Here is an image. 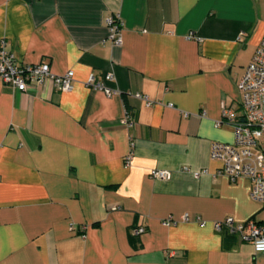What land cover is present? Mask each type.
Instances as JSON below:
<instances>
[{"label": "crops", "instance_id": "0c3cea01", "mask_svg": "<svg viewBox=\"0 0 264 264\" xmlns=\"http://www.w3.org/2000/svg\"><path fill=\"white\" fill-rule=\"evenodd\" d=\"M263 38L264 0H0V43L74 78L26 93L0 79V264H264L216 230L264 209L211 159L235 141L223 111L239 113ZM107 74L112 96L87 86Z\"/></svg>", "mask_w": 264, "mask_h": 264}, {"label": "built area", "instance_id": "2783aa9c", "mask_svg": "<svg viewBox=\"0 0 264 264\" xmlns=\"http://www.w3.org/2000/svg\"><path fill=\"white\" fill-rule=\"evenodd\" d=\"M112 32L113 43L117 46L122 43V23L120 18L108 20ZM0 79L3 84L13 91L26 93L32 88L41 87L49 81L60 92H70L74 88L73 73L69 72L62 77L55 76L46 63L24 64L19 62L14 54L0 43ZM114 77L107 74L102 82L90 77L87 86L96 91H103L108 97L113 92L106 88L105 82H112ZM241 96L239 113L224 109L223 116L233 127L235 141L233 144L213 143L211 159L221 163L219 174L227 177L231 182L246 179L251 183V198L261 204L264 209V38L257 47L251 63L247 66L243 77L238 83ZM136 98L143 99L140 95ZM151 106V103L147 101ZM127 128L134 126L132 115L126 112L123 120ZM131 156L126 159L129 164ZM153 179L168 180L171 177L167 171H153ZM186 215L183 222H189ZM199 221V220H198ZM163 224L176 225L177 222L169 217ZM201 226H205L201 222ZM217 231L227 228L240 241L252 245L256 252L264 253V221L249 220L245 223H236L232 218L215 223ZM143 228L134 230V235L143 234Z\"/></svg>", "mask_w": 264, "mask_h": 264}, {"label": "rangeland", "instance_id": "374dc122", "mask_svg": "<svg viewBox=\"0 0 264 264\" xmlns=\"http://www.w3.org/2000/svg\"><path fill=\"white\" fill-rule=\"evenodd\" d=\"M256 221L258 222L264 221V210H262L261 213L257 215Z\"/></svg>", "mask_w": 264, "mask_h": 264}]
</instances>
